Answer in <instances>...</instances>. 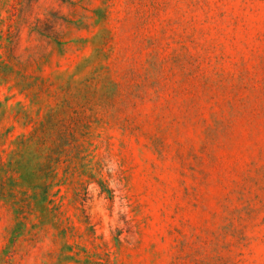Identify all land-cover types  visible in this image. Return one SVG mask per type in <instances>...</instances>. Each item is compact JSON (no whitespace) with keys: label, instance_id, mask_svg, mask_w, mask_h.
Returning a JSON list of instances; mask_svg holds the SVG:
<instances>
[{"label":"rangeland","instance_id":"1","mask_svg":"<svg viewBox=\"0 0 264 264\" xmlns=\"http://www.w3.org/2000/svg\"><path fill=\"white\" fill-rule=\"evenodd\" d=\"M0 264H264V0H0Z\"/></svg>","mask_w":264,"mask_h":264}]
</instances>
